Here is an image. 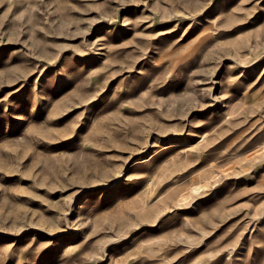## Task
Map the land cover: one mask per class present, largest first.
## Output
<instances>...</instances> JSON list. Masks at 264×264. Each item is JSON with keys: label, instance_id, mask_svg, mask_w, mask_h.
<instances>
[{"label": "rangeland", "instance_id": "374dc122", "mask_svg": "<svg viewBox=\"0 0 264 264\" xmlns=\"http://www.w3.org/2000/svg\"><path fill=\"white\" fill-rule=\"evenodd\" d=\"M0 264H264V0H0Z\"/></svg>", "mask_w": 264, "mask_h": 264}]
</instances>
